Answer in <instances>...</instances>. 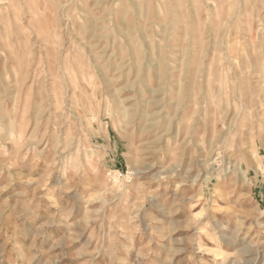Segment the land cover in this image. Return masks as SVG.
Masks as SVG:
<instances>
[{"label": "rangeland", "instance_id": "374dc122", "mask_svg": "<svg viewBox=\"0 0 264 264\" xmlns=\"http://www.w3.org/2000/svg\"><path fill=\"white\" fill-rule=\"evenodd\" d=\"M0 264H264V0H0Z\"/></svg>", "mask_w": 264, "mask_h": 264}, {"label": "bare ground", "instance_id": "6f19581e", "mask_svg": "<svg viewBox=\"0 0 264 264\" xmlns=\"http://www.w3.org/2000/svg\"><path fill=\"white\" fill-rule=\"evenodd\" d=\"M232 19V18H231Z\"/></svg>", "mask_w": 264, "mask_h": 264}]
</instances>
